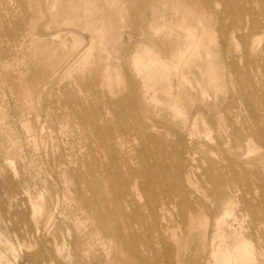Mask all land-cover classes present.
<instances>
[{
	"label": "rangeland",
	"instance_id": "obj_1",
	"mask_svg": "<svg viewBox=\"0 0 264 264\" xmlns=\"http://www.w3.org/2000/svg\"><path fill=\"white\" fill-rule=\"evenodd\" d=\"M183 18L201 26L192 65L171 59ZM142 131L181 139L165 160L194 209L181 215L154 186L141 219L116 215L139 234L138 253L221 264V242L245 243L241 262L264 264V0H0V264H127L86 199L97 187L124 212L146 203L121 190L138 176L111 169L117 149L139 167Z\"/></svg>",
	"mask_w": 264,
	"mask_h": 264
},
{
	"label": "bare ground",
	"instance_id": "obj_2",
	"mask_svg": "<svg viewBox=\"0 0 264 264\" xmlns=\"http://www.w3.org/2000/svg\"><path fill=\"white\" fill-rule=\"evenodd\" d=\"M202 2L205 5L210 4V0H202ZM192 10H193V8H192ZM193 14H195V13H193ZM183 19H185L183 24H184L185 30H186V36H185L186 40L181 47L176 49L171 54V59H177L178 62L176 65H178V64L183 65V64H189V63L195 64V62L200 61L204 58L203 54L201 53V49H200V46H201L200 37H201V35L199 34V29L201 26H200V23L194 25L193 23L188 21V19H186V18H183ZM246 28L247 27H245L244 29H246ZM237 31H239V30H237V29L233 30V32H235V33ZM204 32H205V30H204ZM145 51L147 52L148 55L150 54V50L148 48H145ZM155 62H157L159 64L161 63L165 66V64H164L165 62H163L162 59L157 60V61L155 60ZM202 66H204V65H202ZM182 78L185 81H187L185 74H182ZM202 104H203V102H202ZM113 109H115V107ZM117 109H118V107H117ZM114 112H116V111H114ZM249 121H251V120H249ZM142 125H143V128L150 127L152 129H157L158 127H160V126L153 124V123L151 125H146L145 123H143ZM164 128H166L167 131L174 132V130L172 128H168V127H164ZM121 130L124 132H128V130L126 128H123V129L121 128ZM175 134L178 136L177 132ZM90 141H92V139H90ZM150 143L156 148V150L153 153L148 151V144H150ZM180 143H181V139L178 138L177 141H175V142H168L167 141V142H165V145H161V144H164V143H162L161 139H158L152 133H146V132L142 131L141 132V139H140V143H139V148H138L141 163L137 169H133L132 167H130L128 165V161H129L128 154H125L121 151H118V149L115 151V153L112 154V157H113L112 159L115 160V165L111 169L114 170V172H119V173L125 172L128 174H134V175L138 176L139 179H141L140 181H138L137 184L127 182L123 187H121V190L125 192L128 189L134 188L135 190L139 191L142 195H144V197L147 200L146 203L143 204L142 206H137V207L135 206L136 208L133 211L130 210L131 211L130 213L124 212V211H122L123 207H124V203H122V201L119 198L108 199V198H106V194L108 195L109 191L101 190V189H98L97 187H93V189H92L93 199L92 200L86 199L88 202L89 208L96 215L95 222H94L95 227L100 229L106 236L111 237V238L113 237L112 239L119 242L120 244H122L123 247L131 255L129 260L127 261V264H159V263L156 262L155 260L151 262L147 258L143 257L140 253H138V251L135 249V247H136V244L138 243V241L140 240L139 234L136 231L132 230L128 226L129 224L113 223L112 220L116 215H120L125 220H127V222L132 221V220L141 219V217H143V214H144L141 212V210H143L145 206L151 207L150 209H153L152 206L157 204L159 199H160L159 194L155 193L151 189L154 186H157L160 188V190H161L160 194L166 200L164 202L165 205L166 204L173 205L174 208H176L180 211L181 215H184V212L187 210L190 211L191 213L193 212L194 208H193L192 204L184 196V195H186V190H185V188L182 185V182L180 180L181 179L180 178V167H179L178 162L173 161L171 163H168L165 160L166 153H165L163 147L166 145L167 146H174V145L180 144ZM90 144H91V142H90ZM160 146L162 149L160 148ZM114 147L116 149L118 146L115 145ZM247 162H249V161H247ZM101 165H102L101 163H99L98 161H95L93 164V167L95 169H97V168L99 169L101 167ZM111 169H109V170H111ZM206 174L208 175V173H206ZM234 176H235V173H234ZM187 182H188V184L192 183L190 181V179H187ZM228 194L231 196L232 195L231 191H228ZM171 195L179 197V199H176V200L174 198L169 199ZM232 204H233V200H230L229 202H227V207L231 206ZM229 212H230L229 210H226L225 214H228ZM193 219H194V217H191L190 222H192ZM169 228L170 227H168V229ZM218 228H219V226H218ZM165 232H167V230H164L163 232H160L158 234L159 241L163 240L162 238L164 237ZM112 233H114V234H112ZM29 234H30V237H34L35 231L33 229H30ZM222 243L223 242H221L218 245L217 251L214 252V254H213L214 257L216 259L217 258L220 259L221 264H243L241 262V258L238 255V250H240L241 247H245V243H239L236 247V250L233 252L226 245H223ZM250 258H251V256H250Z\"/></svg>",
	"mask_w": 264,
	"mask_h": 264
}]
</instances>
